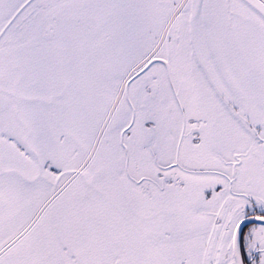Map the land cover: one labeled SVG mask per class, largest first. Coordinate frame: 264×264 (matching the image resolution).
I'll return each instance as SVG.
<instances>
[{
    "label": "snow or ice",
    "instance_id": "6c2138e0",
    "mask_svg": "<svg viewBox=\"0 0 264 264\" xmlns=\"http://www.w3.org/2000/svg\"><path fill=\"white\" fill-rule=\"evenodd\" d=\"M0 264H264V0H0Z\"/></svg>",
    "mask_w": 264,
    "mask_h": 264
}]
</instances>
